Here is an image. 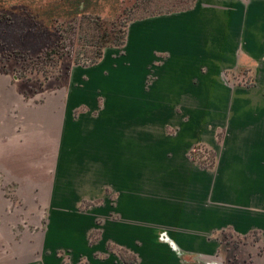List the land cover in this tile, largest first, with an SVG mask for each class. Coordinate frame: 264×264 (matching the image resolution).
<instances>
[{"label": "crops", "instance_id": "1", "mask_svg": "<svg viewBox=\"0 0 264 264\" xmlns=\"http://www.w3.org/2000/svg\"><path fill=\"white\" fill-rule=\"evenodd\" d=\"M198 146L212 168L190 158ZM21 223L36 230L16 239ZM225 230L264 240V0L134 20L40 104L0 77V248H16L0 263L195 264Z\"/></svg>", "mask_w": 264, "mask_h": 264}, {"label": "rangeland", "instance_id": "2", "mask_svg": "<svg viewBox=\"0 0 264 264\" xmlns=\"http://www.w3.org/2000/svg\"><path fill=\"white\" fill-rule=\"evenodd\" d=\"M193 1L0 0V77L15 85L19 94L31 104L43 103L51 96H65L72 69L93 65L98 60V52L103 54L106 48H112L106 46L98 50L104 34L110 41L115 36L124 38L130 22L181 11ZM78 4L80 10L77 11ZM189 156L206 168H212L215 163L214 152L202 146L192 149ZM14 196L8 191L7 208L10 213H16L22 206V201ZM99 202L95 201V204ZM90 205L84 201L80 210ZM44 222V219L40 221L42 227H36L37 231L43 229ZM30 225L21 223L13 237L18 239L25 227L32 234L36 229L32 223ZM100 237L98 228L89 236V243L94 244ZM213 237L220 243L218 255L195 264H264V240L259 232L239 236L225 230ZM8 246L0 248V256L5 259L16 251L13 246ZM108 250L124 261L134 260L123 249L108 245ZM58 255L62 264L76 261L73 253L60 251ZM78 264H86V260L79 258Z\"/></svg>", "mask_w": 264, "mask_h": 264}, {"label": "trees", "instance_id": "3", "mask_svg": "<svg viewBox=\"0 0 264 264\" xmlns=\"http://www.w3.org/2000/svg\"><path fill=\"white\" fill-rule=\"evenodd\" d=\"M83 1V0H82ZM194 2V1H193ZM193 4V3H192ZM192 4L188 7V8H190L191 6H192ZM83 8V7H82ZM188 8H186V9H188ZM186 9H183V10H186ZM76 10L78 11V10H80V4H78L77 6H76ZM104 37L102 38V43H101V45H100V47H99V49L98 50H100L101 51V49H103V48H105L106 46H110V47H115V48H117V47H121V46H123L124 44H125V37H126V33H125V36H124V38L123 37H114V39L113 40H109V37H108V35L107 34H104L103 35ZM101 57H102V54H101V52H98L97 53V55H96V58L98 59V60H96V61H94V64L95 63H97L100 59H101Z\"/></svg>", "mask_w": 264, "mask_h": 264}]
</instances>
